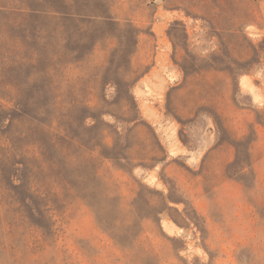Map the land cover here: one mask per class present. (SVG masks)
I'll return each mask as SVG.
<instances>
[{
    "label": "rangeland",
    "instance_id": "1",
    "mask_svg": "<svg viewBox=\"0 0 264 264\" xmlns=\"http://www.w3.org/2000/svg\"><path fill=\"white\" fill-rule=\"evenodd\" d=\"M24 1L0 26V264H264V0ZM64 125L66 188L35 142Z\"/></svg>",
    "mask_w": 264,
    "mask_h": 264
},
{
    "label": "trees",
    "instance_id": "2",
    "mask_svg": "<svg viewBox=\"0 0 264 264\" xmlns=\"http://www.w3.org/2000/svg\"><path fill=\"white\" fill-rule=\"evenodd\" d=\"M33 12L36 13L38 11L34 10V6L31 3H25L24 0H8V2L4 1V0H0V18H1L0 19V26L2 27L1 29L4 30L7 27V24L4 21L3 15H5V17L6 16L11 17V16H14L15 14H20V15H24V17H26V16H29L28 13L31 14ZM3 34L4 33L2 31H0V38L3 36ZM11 40H13L12 37H11ZM110 83L117 85L116 81L115 82L111 81ZM131 88H132V86L130 87V89ZM44 106H46V105L44 104ZM0 109H2L1 106H0ZM46 112L48 113L49 111H46ZM17 118H22V116L18 115ZM85 122H86V118H84L83 124H85ZM0 126L4 127V129H5V130L0 131V134H7L8 129L10 128V124L9 123L6 124L4 122V120H0ZM47 126H48L47 128L54 131L53 127L50 124H48ZM59 130L60 129L58 128V131ZM69 130L70 131H68L67 127L64 125L65 134H62V136H58L57 139H54L55 143L53 144V147L56 149L55 151H53V149L50 148V152H49L47 149H45V147L43 146L41 141H39V140L35 141V142H38V145H39L38 149L40 150L42 158L45 157V159L50 163V165L52 167L51 169L54 170V172H57L56 173V179L60 178V180L63 183L65 188L67 186V182H66V180H67L66 176L67 175H65L66 161L68 159H70V157L76 158V159H81L83 157V151H84V146L82 143H80V139H79L81 136L83 137V135H81V133L75 129H74V131L71 129H69ZM60 133H61V131H60ZM22 137L25 140H26V138H30L31 140H32V138H34V137H28L27 135L23 136V132L18 131L16 138H17V141L20 144V146L19 145L13 146L14 147L13 149L16 152L21 150V145H24L23 141L21 140ZM14 143L18 144L17 142L12 140L11 144H14ZM31 144H35V143H31ZM70 144L77 145L78 151H76L74 156L69 154V148L68 147ZM115 150H116V147H115L114 151ZM57 152L59 154H57ZM114 157H116L117 160H119L121 158L120 156H116V155H114ZM45 159L43 160V162H47ZM15 171L16 172L19 171V168H15ZM1 175L3 178L6 177V173H5V171H3V169L1 171ZM73 180L74 181H72V183H70V184L74 185L76 188H78V190L81 191L84 178H83V173L80 170L75 171V176H74Z\"/></svg>",
    "mask_w": 264,
    "mask_h": 264
},
{
    "label": "crops",
    "instance_id": "3",
    "mask_svg": "<svg viewBox=\"0 0 264 264\" xmlns=\"http://www.w3.org/2000/svg\"><path fill=\"white\" fill-rule=\"evenodd\" d=\"M172 11V10H170ZM176 13H170V19H178V18H182V14H181V10L178 9V10H175ZM164 16V17H163ZM162 18H159L157 20V23H161L164 18H167V15L163 14ZM156 30H158V32H156ZM156 30H154L155 34L157 36H160L159 34L161 33H164V35H166L167 37V41H168V45L166 43H162L161 45H158L157 46V49H156V55H155V58H154V61H155V64L157 65H160V64H165V65H170L169 67H171L172 65V61L174 59V57H172L169 53V51H167V47L169 46L170 48H174L175 46V42L174 40L172 39L170 33L166 30V28H161V26L159 28H157ZM202 32H204V30H202ZM185 33H186V41L190 39V36L193 35V37H196L198 36V33L199 31L197 30V27L194 25V27H188V25L186 26V29H185ZM216 37H211L210 40H215ZM217 39V38H216ZM162 49H164V54L161 55L162 53ZM172 69V68H171ZM150 75H152V77H149V75H146L144 77L141 78L142 82L143 83H147L148 82V79L150 80H153L156 82V80L158 78H160V74L158 72V66H153L150 70ZM156 76V77H155ZM177 76H179V74H174L171 70L169 72L168 75H163L162 77L164 79H167V80H175V78H177ZM208 131H210L209 128H207Z\"/></svg>",
    "mask_w": 264,
    "mask_h": 264
}]
</instances>
